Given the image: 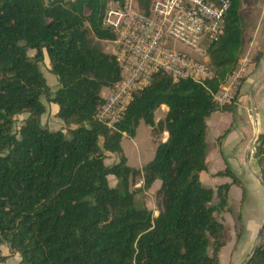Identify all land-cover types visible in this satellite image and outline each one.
I'll return each instance as SVG.
<instances>
[{
	"label": "trees",
	"instance_id": "16d2710c",
	"mask_svg": "<svg viewBox=\"0 0 264 264\" xmlns=\"http://www.w3.org/2000/svg\"><path fill=\"white\" fill-rule=\"evenodd\" d=\"M109 1L0 0V264L7 260L3 244L19 255L18 264H220L226 244L220 215L229 210L233 186L243 196L246 190L230 166L214 176L231 183L216 188L200 175L208 170L207 119L236 109L234 100L215 98L243 57V6L250 0H230L225 33L208 50L213 77L205 85L157 73L115 131L96 119L103 89L121 74L101 44L114 39L103 24ZM152 1L138 0L139 9L147 13ZM46 58L55 91L41 71ZM43 100L58 107L65 130L42 124ZM161 106L168 112L156 124ZM141 121L153 136L168 137L151 162L132 168L122 140L135 138ZM255 149L264 171V134ZM107 154L118 162L107 166ZM137 180L143 188H135ZM156 182L157 217L136 203ZM248 264H264V244Z\"/></svg>",
	"mask_w": 264,
	"mask_h": 264
},
{
	"label": "built area",
	"instance_id": "2783aa9c",
	"mask_svg": "<svg viewBox=\"0 0 264 264\" xmlns=\"http://www.w3.org/2000/svg\"><path fill=\"white\" fill-rule=\"evenodd\" d=\"M230 7V0H153L146 13L138 0L109 1L103 24L114 35L108 43L121 74L112 89H103L97 121L115 131L134 95L149 87L159 72L205 85L213 77L208 50L223 37ZM246 68L244 63L234 74L232 86ZM224 87L215 98L220 104L232 97Z\"/></svg>",
	"mask_w": 264,
	"mask_h": 264
},
{
	"label": "rangeland",
	"instance_id": "374dc122",
	"mask_svg": "<svg viewBox=\"0 0 264 264\" xmlns=\"http://www.w3.org/2000/svg\"><path fill=\"white\" fill-rule=\"evenodd\" d=\"M243 9L246 13L244 21V36L246 46L236 72H238L242 65L246 63V73L243 77H250L252 66L259 61V57L264 52H257V48H255L256 46L253 45L255 42V33L253 34V32L256 31L258 27H264V0H250V4H245ZM262 30L263 28L259 29L257 39L261 38ZM101 44L103 51L106 54L112 55V45L108 42ZM174 46L177 49L182 48V45L179 43H174ZM28 54L30 57H34L36 52L29 51ZM40 67L41 71L44 73L47 84L53 91H55L57 87V80L54 75L50 74V65L47 58ZM231 79L224 87L225 89L230 88L232 93L231 100L227 103H231L234 100L237 108L241 91L245 83L241 87L239 96L236 99L235 94L237 92L240 80L235 81L234 85L232 86L233 81ZM260 85L257 86L256 90ZM250 91V86L245 88V106L247 109L250 108L249 102H247ZM222 92L223 89L220 91V93ZM102 93L105 94V91L103 90ZM43 102L46 105L47 111L42 117V124L51 131L65 130L66 128L63 122L56 117L58 111L56 110L57 106L48 104L45 100H43ZM165 107L166 106H161L155 112L156 124L165 118ZM247 109L242 110L246 111L247 113ZM232 113H235V111ZM237 115L238 116L233 114L231 124L234 126L232 128V134L234 133L235 136L239 137L240 129L244 127V124L241 123L243 117L241 118L239 117V114ZM27 117L28 115L21 116L19 117V121H23ZM239 123L241 124L236 128L235 125H238ZM164 136L165 133L161 136H153L152 127L147 126L143 121H141L135 138H128L125 136L122 140L123 153L128 160L127 165L132 168H141L151 162L155 156L156 148ZM235 138L236 137H233L229 141H233ZM252 140L253 129L250 128V132L248 130V133L246 132L244 134V142H242L240 150L236 151V148L240 145V143L235 147L232 143L229 148H224L226 150L223 153L221 149L222 141L220 142L218 138H214V135L211 134V132L207 131L206 141L208 145V172L202 174L200 178L202 184L207 187L216 188L223 183H231L230 179L214 176L218 170H224L226 166H230L237 177L241 180L246 190V194L243 196L242 190L236 186H233L230 191L228 206L229 210L220 215V219L225 226L224 237L226 243L225 247L219 254L220 264H244L252 256L256 245H259L260 247L264 244V236L262 239H260L261 232L264 228V183L260 179V174L264 175V171L258 167L256 159L254 158L257 142L252 148L251 161L249 163L247 161V155ZM106 164L107 166L113 164L111 155L107 156ZM109 182L111 187H114L116 184V180L112 176L109 177ZM159 187L160 182H157L148 192L139 194L136 197L137 206L141 208L148 207L150 210H152L156 217L160 213L156 201V192ZM135 188H143V184H141L140 180H137ZM1 253L3 256H7L6 262L2 264H18L20 261L19 255H12L10 253L7 244H3L1 246ZM209 253L212 254V251L210 250Z\"/></svg>",
	"mask_w": 264,
	"mask_h": 264
},
{
	"label": "crops",
	"instance_id": "0c3cea01",
	"mask_svg": "<svg viewBox=\"0 0 264 264\" xmlns=\"http://www.w3.org/2000/svg\"><path fill=\"white\" fill-rule=\"evenodd\" d=\"M260 28H263L262 36L260 39H257V34H258ZM253 34L255 35L254 36L255 42L253 45L256 46V47L255 46L254 47L257 48V52L260 53L261 51H264V27H258L256 29V31L253 32ZM256 40H258V41H256ZM252 50H253V48H252ZM250 74H251V76L250 77L247 76V80L245 82V85L242 88L241 96L239 99L238 106L235 109V113L218 112V113L213 114L210 118L207 119V131L211 132V134H213L214 138H216V139L217 138L219 139L220 137H222L224 135V133L230 129V132L228 133V135L221 142V149H222L223 153L226 150L224 148H226V147L229 148L232 143H233L234 147L240 143V145L237 146L236 151L240 150V147L242 146V142H244L243 141L244 140V134L246 132L248 133V130L250 132V128L253 129V137H254L255 128H254V118L252 115L251 91H250L249 98H247V102H249V105H250L249 106L250 108H248V109L245 106L246 94H244V92H245L246 87L250 86L252 89V87H254L258 82H259V84H257V86L260 84L261 85L258 87L257 90L255 89L254 105H255L256 119L258 122L260 135L264 134V52L261 54L258 64H254L252 66V70H251ZM257 86H256V88H257ZM242 109H247V113H246V111H244ZM56 110H58V107H56ZM165 111L167 114V112H168L167 107H165ZM233 114H235L236 116H238L237 114H239V117L244 118V120L242 118V122H241L244 124V127L242 129H240L239 137L235 136L234 133L232 134V128L234 127L231 124ZM241 123H239L238 125H235L236 128ZM167 137H168V135L165 133V136L162 138L161 141L162 142L166 141ZM233 137H236V138L233 141H229ZM109 155H111V157H112L113 164L118 162V156L113 155V154H107V156H109ZM251 159H252V157H251ZM251 159L248 160V157H247L248 163L251 161ZM207 160H208V154H207ZM127 163H128V160H127ZM218 171H220V170H218ZM207 172H208V170H207ZM207 172H205V173H207ZM202 174L200 175V178H201ZM116 185H117V181H116V184L114 185V187Z\"/></svg>",
	"mask_w": 264,
	"mask_h": 264
},
{
	"label": "water",
	"instance_id": "95a60500",
	"mask_svg": "<svg viewBox=\"0 0 264 264\" xmlns=\"http://www.w3.org/2000/svg\"><path fill=\"white\" fill-rule=\"evenodd\" d=\"M257 84H259V82ZM257 84L254 87H252V89H251L252 115H253V118H254L255 131H254L253 140H252V142L250 144V147H249L248 160L251 159V157H252V148H253L254 144L257 142V140H258V138L260 136L259 126H258V122H257V119H256L255 105H254V92H255ZM254 174H256V173H254ZM260 179L264 183V175L263 174H260ZM263 236H264V228H263V230L261 232L260 239H262ZM258 247H259V245H256V247L254 248V251L252 253V256L255 254V252L257 251ZM252 256L250 257V259L252 258ZM250 259H248L244 264H248Z\"/></svg>",
	"mask_w": 264,
	"mask_h": 264
}]
</instances>
